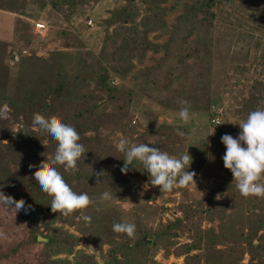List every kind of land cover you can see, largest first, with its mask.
<instances>
[{
	"label": "trees",
	"instance_id": "obj_1",
	"mask_svg": "<svg viewBox=\"0 0 264 264\" xmlns=\"http://www.w3.org/2000/svg\"><path fill=\"white\" fill-rule=\"evenodd\" d=\"M47 1L55 12L63 13L67 7L65 17L68 20L76 14L78 2L81 4V0ZM120 1L125 2L120 10L114 11L111 17L96 22L102 30V35H93L100 41L98 57L88 53L90 61H87L82 59L80 53L76 56L56 54L55 86L53 83L46 84L43 79L39 82L37 80V84L43 86V91L33 88L27 107L32 110L35 100L39 101L42 95L50 96L53 107L48 108L46 105L40 114L46 118L45 110L60 109V114L55 118L73 126L80 135L79 142L83 144L85 154L78 160L76 170L64 172L62 166H56L74 191L86 192L88 196L105 192L110 200L125 201L139 191L138 185L130 182L131 178L151 184L148 173L139 164L137 169L130 165L127 174L121 173L124 155L110 140V135L119 132L129 142L149 143L148 140L154 133L149 129L135 135V127L128 120V108L132 104L134 91L117 87L111 74L118 80H126L136 66L134 61L143 64L148 52L154 57L161 53L159 58H152V65L144 66L131 75V79L139 81L136 83L137 90L170 109L177 110L182 106L178 102L182 100L179 96L183 95L189 109L208 110L211 107L207 95L212 67L209 53L213 41V9L224 0H185L183 14L178 18L177 26L188 25V30L181 45L176 46L147 40L148 34L163 30L166 26L162 19L166 9L161 7L166 0H141L146 5V15L139 24L134 20L137 15L135 0ZM174 1L178 3L182 0ZM78 23L74 19L70 25L77 26ZM114 23L117 24L116 28L109 33L108 29ZM140 25L142 32H138ZM190 34H194V38L189 42ZM186 42L188 45L184 47ZM14 51L8 58V64H13L10 65L11 68L16 66L18 74L34 70L31 58L22 55L21 51ZM14 56H18L17 62L13 61ZM188 59H192V62L188 63ZM262 73L264 74V68ZM92 84L93 90L79 93ZM260 85L261 92L264 93V82ZM245 103L246 108L249 102ZM14 122H19L18 115L14 116ZM24 127L27 138L18 142L15 133L7 125L0 126V191L25 203V208L17 212L13 207L0 204V264H63L61 260L50 261L49 256L58 252H72L77 239L66 232L54 231L46 237V242L38 241L39 216L42 217L41 225L45 227L55 222H65L72 226L78 213L64 216L52 212L49 206L51 197L39 190L32 173L41 165L47 164L48 158L51 159L55 141L50 140L39 129L33 131L27 125ZM20 130L21 128L19 134ZM104 132L106 133L103 134ZM20 136L22 137L21 134ZM3 140L11 143L3 144ZM177 141L181 142V139L170 133L150 144L170 155L179 156L181 153ZM188 170L196 173L197 169L189 167ZM19 188H23L24 193H19ZM243 199H238L237 204L240 206L245 203L246 207L252 209L250 215L244 217L239 210L236 218L241 221L234 218L226 227L221 226L217 234L212 232L208 241L205 240L201 225L207 213L204 201H199L197 205L180 203L177 207L180 216L158 223L155 229H139L140 239H150V243L135 246L127 240L115 242L111 239L108 260L103 264H158L154 260L158 250H162L165 257L171 254L183 257V264H244L242 261L245 254L255 258L256 264H264V254L257 253L263 247L260 242L262 237H257V234L261 230L264 233V201H260L264 197L247 196ZM252 205L259 209L257 213L251 208ZM115 216L113 212L108 216L107 228L119 236L120 233L112 230V224L116 222ZM244 224L249 225L245 234ZM19 230L21 232L17 236ZM225 235L238 237L240 241L227 238L226 243L221 238ZM181 236L189 241L179 243L177 239ZM220 244H224L223 247H218ZM34 250L37 254L33 253ZM88 259L89 257L82 255L77 264H96L92 260L87 263ZM19 260L20 263H17Z\"/></svg>",
	"mask_w": 264,
	"mask_h": 264
},
{
	"label": "rangeland",
	"instance_id": "obj_2",
	"mask_svg": "<svg viewBox=\"0 0 264 264\" xmlns=\"http://www.w3.org/2000/svg\"><path fill=\"white\" fill-rule=\"evenodd\" d=\"M134 2L137 12L134 20L138 23L146 15V5L141 0ZM184 2L185 0L178 3L174 0H166L161 4V7L166 9L162 18L166 26L163 30L148 34L147 40L157 44L181 45L182 38L186 36L188 30V25L177 26L178 18L183 14ZM48 4L47 0H0V106L7 105L9 109L6 118H0V126L7 125L15 133V137H21L19 128H24L26 134L24 125L36 131L38 128L32 127L33 114L42 113L46 105L48 108L53 107L50 96L43 97L42 95L39 101L35 100L32 110L28 109L27 100L31 98L33 88L39 92L43 91V86L37 84L40 80L43 79L46 84L53 83L55 86L54 71L56 68L54 69V66L56 63L54 60H56V54L76 56L80 53L82 59H87V61H90L88 53L98 57L100 41L93 35H102V30L96 22L111 17L114 11L120 10L125 5V2L81 0V4L78 2L76 14L72 15L69 20L65 17L68 13L67 7L63 13H59L53 11ZM80 12L83 14L81 15ZM213 13H215L213 41L211 53H209L212 67L207 95L211 107L208 110L190 109L191 117L188 122L185 123L179 119V109L164 107L154 99L142 95L136 87L139 81L131 79V75L137 70L153 64L154 56L151 53L146 54L143 64L134 61L136 66L126 80H118L111 74L117 87L134 91L131 97L132 104L128 108V120L130 125L135 127V135L149 129L153 130L154 134L148 140L149 143L160 137L165 138L170 133L179 137L181 142L177 141V145L180 146V153H188L191 157L190 167L197 169L194 176L196 185L188 184L178 186L171 191L160 192L159 188L141 179L131 178L130 182L136 183L139 191L125 201L110 200L105 192L89 196L91 204L84 210V214L91 217L90 222L86 223L75 218L73 220L75 224L72 226L65 222H55L45 227L41 225L42 217L39 216L38 237L48 240L46 237L55 231L66 232L77 239L72 252L51 254L50 258L48 257L50 261L61 260L63 264H77L79 257L84 255L89 257L87 263L92 260L96 264H103L108 260L111 239L115 242L123 239L135 245L145 239H140L139 229H142L141 231L145 228L155 229L158 223H165L180 216L177 210L180 203L197 205L199 201H204V210L207 209V213L201 225L206 241L212 232L217 234L219 228L226 227L231 220L241 221L236 218L239 210L244 217L250 215L252 209L246 207L244 202V205L237 204L238 199L244 200L243 197L246 196L240 194L231 172L223 166L222 156L225 153V146L220 138L224 134L235 137L240 131L236 124L245 119V115L250 110L264 109V93L261 92L262 86L260 85L264 82L262 73L264 68V0H224L214 7ZM74 19L79 22L77 26L70 25ZM35 23L45 26L43 33H36ZM116 25L114 23L108 32L114 31ZM142 29L141 25L138 26V32H142ZM189 37L190 42L194 34H190ZM187 45L186 42L184 47ZM13 51L18 53L21 51L22 55L31 58L34 70L26 74H18L16 66L11 68L10 65L13 64H8V58ZM160 56L161 53L155 55L154 59ZM187 62H192V59H188ZM93 87L92 84L79 93L89 92L93 90ZM182 96L179 98L184 100ZM246 101L249 103L245 108ZM59 110H45L46 118L57 117L60 114ZM213 111L221 112L218 128L211 123ZM16 115H18L19 122H14ZM177 130L183 131L186 136L177 135ZM121 138L127 139L119 132L110 135V140L114 145H117ZM2 143L11 142L3 140ZM260 182L264 183V176L261 177ZM18 191L24 193L23 188H19ZM260 201L263 202L264 199ZM252 207L255 213L259 211L256 206L252 205ZM112 212L116 214V223L135 224L136 230L133 237L129 238L123 233L119 236L114 235L108 230V216ZM248 226L244 224L243 234L247 233ZM20 232L21 230L17 231V236ZM227 236H221L222 240L226 242V239L230 238L236 242L240 241L238 237ZM257 237H262L260 242L263 245L262 250L260 249L257 253L264 254L262 230L258 232ZM25 238L26 236L23 237ZM177 240L179 243L189 241L185 236ZM223 245L220 244L218 247H223ZM34 251L33 253L37 254V251ZM154 260L158 264H183V257H175L172 254L165 257L162 250L156 252ZM242 262L256 264L257 260L245 254Z\"/></svg>",
	"mask_w": 264,
	"mask_h": 264
},
{
	"label": "clouds",
	"instance_id": "obj_3",
	"mask_svg": "<svg viewBox=\"0 0 264 264\" xmlns=\"http://www.w3.org/2000/svg\"><path fill=\"white\" fill-rule=\"evenodd\" d=\"M178 103L182 105L178 111L179 119L186 123L191 117L188 102L180 100ZM8 111L7 105L0 106V118H6ZM236 125L240 131L235 137L224 134L220 138L225 146L223 166L231 172L241 195L264 197V183L260 182L264 176V109L250 111L246 118ZM32 127L38 128L42 134L55 141V151L51 159L48 158L47 164L41 165L32 173L39 190L51 197L49 206L52 212L64 216L78 213L77 219L90 222L91 217L84 214V210L91 204L88 194L74 191L56 167L62 166L64 172L76 170L78 160L85 154L84 146L79 142L80 135L73 126L55 117L45 118L39 113L33 114ZM177 135L186 136L179 130ZM116 147L124 155L121 173L127 174L130 165L137 169L139 164L143 171L148 173L149 183L158 186L160 192L195 184L196 173L188 170L191 164L188 153L174 156L150 143H131L126 138H121ZM0 204L13 207L16 212L25 208L23 200H14L2 191ZM112 230L131 238L136 226L134 223L114 222Z\"/></svg>",
	"mask_w": 264,
	"mask_h": 264
},
{
	"label": "built area",
	"instance_id": "obj_4",
	"mask_svg": "<svg viewBox=\"0 0 264 264\" xmlns=\"http://www.w3.org/2000/svg\"><path fill=\"white\" fill-rule=\"evenodd\" d=\"M90 23H91V21H90ZM34 26H35L36 33H38V34L43 33V31L45 29V26L44 25H42L40 23H35ZM13 61L14 62H17L18 61V56H14ZM220 115H221V112H219V111H213L211 123L214 126H218L220 124Z\"/></svg>",
	"mask_w": 264,
	"mask_h": 264
},
{
	"label": "water",
	"instance_id": "obj_5",
	"mask_svg": "<svg viewBox=\"0 0 264 264\" xmlns=\"http://www.w3.org/2000/svg\"><path fill=\"white\" fill-rule=\"evenodd\" d=\"M21 134H22V137H16V139H17L18 142H20V141H22L23 139H26V138H27V135L25 134V130H24V128L21 129ZM39 238H40V239H38V237H37V240H38V241H42V242H46V241H47L46 239H43V238H41V237H39ZM150 242H151L150 240L143 239V240L137 242V243L135 244V246H138V245H144V244H147V243H150Z\"/></svg>",
	"mask_w": 264,
	"mask_h": 264
}]
</instances>
